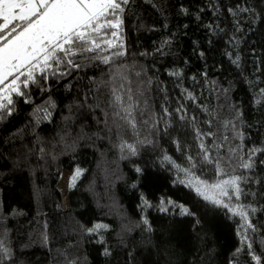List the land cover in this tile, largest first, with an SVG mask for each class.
Wrapping results in <instances>:
<instances>
[{
  "label": "trees",
  "instance_id": "obj_1",
  "mask_svg": "<svg viewBox=\"0 0 264 264\" xmlns=\"http://www.w3.org/2000/svg\"><path fill=\"white\" fill-rule=\"evenodd\" d=\"M116 2L79 68L2 100L0 264H264V0Z\"/></svg>",
  "mask_w": 264,
  "mask_h": 264
},
{
  "label": "snow or ice",
  "instance_id": "obj_2",
  "mask_svg": "<svg viewBox=\"0 0 264 264\" xmlns=\"http://www.w3.org/2000/svg\"><path fill=\"white\" fill-rule=\"evenodd\" d=\"M122 2L127 3V0ZM119 9L121 4L116 0H0V85L3 86L0 93L7 94L4 99L8 104L12 103V93L23 95L21 76L26 77L22 83L27 86L29 82H35L36 72L44 74L53 62L79 68L80 64L67 57L100 49L101 45L93 38V33H100L105 27L118 28L120 22L108 21L107 16H114L115 10ZM102 20L105 22L101 23ZM112 35L117 34L114 32ZM106 44L108 48L116 47L110 40ZM111 59V56L102 57L104 63ZM9 77H12L11 82L5 83ZM115 100L121 102L122 98L117 95ZM0 107L5 105L0 103ZM131 110L132 105L124 109L129 114ZM244 167L251 165L245 164ZM79 174L80 170H77L72 177L73 182ZM238 179L224 182L230 183L237 194L240 192ZM192 186L189 183V187ZM196 191L203 195L200 187H196ZM223 194L227 195L226 192ZM204 198L211 199L207 195ZM214 202L220 203L218 200ZM183 212L187 213L188 210L185 208ZM4 251L7 252V249Z\"/></svg>",
  "mask_w": 264,
  "mask_h": 264
},
{
  "label": "rangeland",
  "instance_id": "obj_3",
  "mask_svg": "<svg viewBox=\"0 0 264 264\" xmlns=\"http://www.w3.org/2000/svg\"><path fill=\"white\" fill-rule=\"evenodd\" d=\"M2 23V21H0ZM10 78V77H9ZM9 80V79H8ZM11 81H6L5 83H10ZM3 86L0 85V88ZM7 95L6 93H0V103H2V100L4 99V96ZM75 176L73 172L64 170L62 177L59 181L58 187L60 189V192L62 194L63 198V203L66 209L69 208V197H68V191H69V186L72 181V177ZM188 179L193 182L197 187L201 188V192L215 201H220L224 202L225 198L227 195H229V190L231 189V184H225V181H232V179H225L218 181L214 184H206V183H201L202 181H199L194 177L192 174L188 175ZM217 185H220V187H216ZM226 192L227 195H224L223 193Z\"/></svg>",
  "mask_w": 264,
  "mask_h": 264
}]
</instances>
